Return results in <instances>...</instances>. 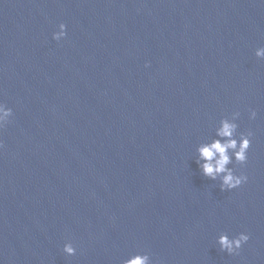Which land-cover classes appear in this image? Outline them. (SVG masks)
Listing matches in <instances>:
<instances>
[{
    "label": "water",
    "instance_id": "95a60500",
    "mask_svg": "<svg viewBox=\"0 0 264 264\" xmlns=\"http://www.w3.org/2000/svg\"><path fill=\"white\" fill-rule=\"evenodd\" d=\"M261 46L264 0H0V264H264ZM234 111L221 191L196 148Z\"/></svg>",
    "mask_w": 264,
    "mask_h": 264
},
{
    "label": "clouds",
    "instance_id": "9594fccd",
    "mask_svg": "<svg viewBox=\"0 0 264 264\" xmlns=\"http://www.w3.org/2000/svg\"><path fill=\"white\" fill-rule=\"evenodd\" d=\"M59 30L55 31L53 39L59 41L66 36V25L60 23ZM255 56L264 58V46L255 50ZM12 108L0 102V128H3L12 116ZM239 111H234L230 116H224L219 120L218 127L215 128V136L205 142L200 143L196 148V163L203 176L219 182L221 191H230L240 187L248 181V176L240 172L239 174L230 167L233 160L236 163L244 164L248 159V149L251 145L252 132L237 133V119ZM256 117V111L250 110V118ZM250 239L249 233L242 231L234 236H229L227 232H221L217 237V244L221 251L228 254H238L241 247ZM63 252L69 256L76 254V247L71 240L63 244ZM123 264H152L148 252L135 253L123 261Z\"/></svg>",
    "mask_w": 264,
    "mask_h": 264
}]
</instances>
